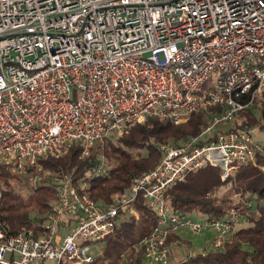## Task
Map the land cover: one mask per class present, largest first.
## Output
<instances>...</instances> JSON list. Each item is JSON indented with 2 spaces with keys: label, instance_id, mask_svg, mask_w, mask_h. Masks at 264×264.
I'll return each mask as SVG.
<instances>
[{
  "label": "built area",
  "instance_id": "1",
  "mask_svg": "<svg viewBox=\"0 0 264 264\" xmlns=\"http://www.w3.org/2000/svg\"><path fill=\"white\" fill-rule=\"evenodd\" d=\"M215 72L217 88L203 92ZM263 90L264 0H0V164L39 175L40 160L65 156L73 143L83 158L147 118L183 125L219 109L198 135L160 145L157 165L106 206L87 182L108 175L107 158L78 186L72 173L54 177L56 201L39 229L0 228V264H91L122 216L138 220L139 197L156 215L132 246L142 264H176L167 241L182 232H209L222 250L240 207L195 218L170 209L164 194L203 168L223 181L264 157L257 128L220 130Z\"/></svg>",
  "mask_w": 264,
  "mask_h": 264
},
{
  "label": "trees",
  "instance_id": "2",
  "mask_svg": "<svg viewBox=\"0 0 264 264\" xmlns=\"http://www.w3.org/2000/svg\"><path fill=\"white\" fill-rule=\"evenodd\" d=\"M217 112L219 109L192 114L183 125L147 118L127 134L94 145L83 158H80L81 144L73 143L65 156L40 160L41 172L36 184L28 186L27 192L22 193L8 183L0 182V228L8 235L39 229L42 216L56 201V192L51 186L53 178L72 173L73 185L78 186L101 156L110 164L109 173L87 182L89 197L106 206L114 198L126 196L133 179L157 165L160 145L178 143L187 136L198 135ZM248 128H257L264 133V90L249 108L238 111L233 122L220 130ZM261 166H264V157L260 156L255 166H241L223 181L218 169L203 168L165 192L166 204L174 211L222 218L230 207H240L241 219L246 223L224 242L222 250L213 249L209 239L202 252L187 255L180 264H264V171ZM8 167L0 164V169ZM219 190H223L221 196L217 195ZM245 201H251L252 205L245 206ZM132 206L138 213V220L122 216L103 243L102 255L91 264H142L141 256L134 253L132 246L151 232L156 215L146 208L140 197ZM175 240L176 236H171L167 244Z\"/></svg>",
  "mask_w": 264,
  "mask_h": 264
},
{
  "label": "rangeland",
  "instance_id": "3",
  "mask_svg": "<svg viewBox=\"0 0 264 264\" xmlns=\"http://www.w3.org/2000/svg\"><path fill=\"white\" fill-rule=\"evenodd\" d=\"M219 79V72H215L211 75L209 80L203 85L202 91L207 92L217 88V81ZM209 120L207 121V123ZM253 140L263 141L264 142V133L263 131H255L253 133ZM171 143V142H170ZM37 181V174L35 171L29 170L28 174L20 173L16 170L14 165H9L6 170L0 169V182L8 183L15 190H18L22 193L27 192L28 186L35 185ZM223 190L217 192L218 196H221ZM195 218L201 217L200 215H193ZM246 223L242 219L235 224V230L245 227ZM203 232L200 235H192L189 232H182L180 239L176 238L173 242L175 245L173 248H178L180 251L176 254V264H180L187 255L198 254L202 250V236L209 235L211 233ZM209 237V236H208ZM213 235H210V240L212 241ZM171 245V244H170ZM169 245V246H170ZM103 247V244H97L94 246L95 249H100ZM182 260V261H181Z\"/></svg>",
  "mask_w": 264,
  "mask_h": 264
},
{
  "label": "crops",
  "instance_id": "4",
  "mask_svg": "<svg viewBox=\"0 0 264 264\" xmlns=\"http://www.w3.org/2000/svg\"><path fill=\"white\" fill-rule=\"evenodd\" d=\"M209 234V233H208ZM210 235L211 234H209V235H203L202 236V249L204 248V247H206L207 246V244L209 243V239H210ZM209 236V237H208ZM176 238H178V239H180V235H176ZM174 243H172L171 245H170V248H171V250H172V253H173V256H174V259H175V261H176V254L180 251V249H178V248H173L174 247ZM200 252H202V250H200L199 251V253ZM182 261V260H181Z\"/></svg>",
  "mask_w": 264,
  "mask_h": 264
}]
</instances>
